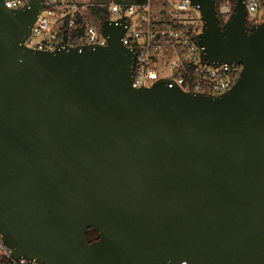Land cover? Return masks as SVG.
Instances as JSON below:
<instances>
[{"label": "water", "instance_id": "95a60500", "mask_svg": "<svg viewBox=\"0 0 264 264\" xmlns=\"http://www.w3.org/2000/svg\"><path fill=\"white\" fill-rule=\"evenodd\" d=\"M203 62L240 65L218 96L132 85L126 27L107 45L24 42L43 0H0V235L40 264H264V21L191 0ZM97 232L90 240L87 234Z\"/></svg>", "mask_w": 264, "mask_h": 264}, {"label": "built area", "instance_id": "2783aa9c", "mask_svg": "<svg viewBox=\"0 0 264 264\" xmlns=\"http://www.w3.org/2000/svg\"><path fill=\"white\" fill-rule=\"evenodd\" d=\"M30 0H5L9 9L28 5ZM248 11L246 25L260 24L264 18V0H243ZM44 9L34 22L24 44L34 50L56 51L106 46L102 26H96L87 14L92 0H43ZM109 18L126 31L121 39L133 51L135 63L132 85L151 86L158 80L178 84L184 91L218 96L237 82L241 66L220 62H203L197 37L204 22L198 6L191 0H146L125 3L109 0ZM233 12L226 0L219 13L226 21ZM264 20H262L263 22ZM136 26L133 27V24ZM168 71H164V68ZM0 255L8 264H40L36 260L15 259L0 235ZM181 264H187L182 262Z\"/></svg>", "mask_w": 264, "mask_h": 264}, {"label": "trees", "instance_id": "16d2710c", "mask_svg": "<svg viewBox=\"0 0 264 264\" xmlns=\"http://www.w3.org/2000/svg\"><path fill=\"white\" fill-rule=\"evenodd\" d=\"M117 1L125 2V3H133V2H141V1L144 2L146 0H117ZM229 1L232 5V8H233L236 0H229ZM225 2H226V0H216V8L218 10V15H219L221 24L224 23V18L219 13V8ZM92 3H94V4L90 7H88L87 14L91 18L93 23L96 26L100 27V26H102L103 22L109 18V11H108L107 6H101L100 4H104V3L108 4L109 0H92ZM95 233H96V235L93 237L94 239H96L97 235H98L97 232H95ZM87 237L90 240H93L89 236V233L87 234ZM0 264H8L7 260H5L1 255H0Z\"/></svg>", "mask_w": 264, "mask_h": 264}, {"label": "rangeland", "instance_id": "374dc122", "mask_svg": "<svg viewBox=\"0 0 264 264\" xmlns=\"http://www.w3.org/2000/svg\"><path fill=\"white\" fill-rule=\"evenodd\" d=\"M262 20H264V18H263V19H260L259 22H262ZM135 26H136V23L133 24V27H135ZM164 71L167 72V71H168V68H167V67L164 68ZM95 235H96V233H95L94 231H90V232H89V236L91 237V239H94L93 237H94Z\"/></svg>", "mask_w": 264, "mask_h": 264}, {"label": "flooded vegetation", "instance_id": "af4514ba", "mask_svg": "<svg viewBox=\"0 0 264 264\" xmlns=\"http://www.w3.org/2000/svg\"><path fill=\"white\" fill-rule=\"evenodd\" d=\"M252 25H247V29L250 30Z\"/></svg>", "mask_w": 264, "mask_h": 264}]
</instances>
